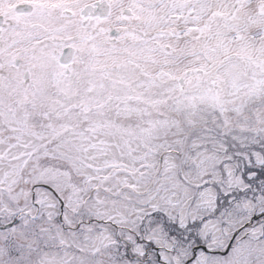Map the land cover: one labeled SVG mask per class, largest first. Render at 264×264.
Returning <instances> with one entry per match:
<instances>
[{
	"label": "snow or ice",
	"instance_id": "obj_1",
	"mask_svg": "<svg viewBox=\"0 0 264 264\" xmlns=\"http://www.w3.org/2000/svg\"><path fill=\"white\" fill-rule=\"evenodd\" d=\"M0 264H264V0H0Z\"/></svg>",
	"mask_w": 264,
	"mask_h": 264
}]
</instances>
